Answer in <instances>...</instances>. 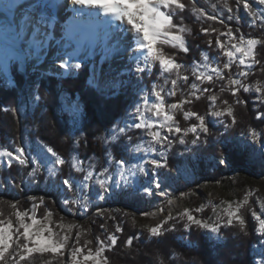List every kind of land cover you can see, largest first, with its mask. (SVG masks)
I'll return each instance as SVG.
<instances>
[{
    "label": "trees",
    "instance_id": "obj_1",
    "mask_svg": "<svg viewBox=\"0 0 264 264\" xmlns=\"http://www.w3.org/2000/svg\"><path fill=\"white\" fill-rule=\"evenodd\" d=\"M248 2L255 10L253 1ZM181 3L185 4V10L174 18V23L185 28L181 35L188 51L185 53L166 44L158 47L172 56L177 63L185 66L179 71L189 79L187 82L178 81L179 87L174 96L162 93L164 106L168 108V104L178 103L182 97H189L192 91L189 85L195 82L199 88H208L211 91L200 93L199 99L195 96L189 97L191 103H185L183 111L204 115L209 122L207 113L212 102L207 97L216 94L219 97L217 105L223 104L224 101L232 104L236 123H232V118L227 127H215L209 122L211 134L203 136L196 145H193L189 138H185V144H180L175 136L166 154V168L169 173H173L186 158L188 164L195 163L198 174H205L213 181H221L223 178L221 159L227 161L233 168L244 169L248 153L252 149L246 141L250 140L253 146H258L264 141V105L255 103L253 96L242 89L237 92V97L245 103L236 104L235 98L227 88L223 92L220 90V86L226 84V81L216 80L214 84L208 82L201 84L195 80L191 66L193 62L202 64L204 54L222 68L227 57L216 47L215 40L220 32H227L225 24L234 30L236 37L234 42L239 43L241 35L246 39L264 41V23L258 14L254 18L244 9L243 0L239 4L237 0H181ZM194 8L202 9L217 19L208 20L198 11H194ZM228 8L232 11L229 12ZM202 29L216 31L204 33ZM173 33L175 34V30ZM220 39L222 42L229 40L227 36H220ZM209 40L213 42L211 47L208 44ZM254 52L260 63L254 64L248 70L250 75L247 78H236L251 86L257 82L264 85V72H261V68H264V44L256 45ZM237 65L238 62L234 60L232 68L224 70L223 74L227 76L230 71L235 75L239 71ZM91 67L92 59H88L81 63L79 69H74V75L71 77L59 78L41 73L40 76L29 75L26 78L19 69L18 60L11 62L12 82L7 83L0 79V149L15 153V149L21 147L33 153L39 147L43 149L50 147L66 161L76 157L83 162L85 168L94 165V171L106 166L109 154L115 159L132 158V152L126 151L124 145L137 144L142 137V131H129L119 141L111 140L105 143V140L109 139L110 130L127 118L128 113L138 103L141 89L148 93L151 92L153 85L166 90L171 89L170 81L176 78V71L162 72L159 64L155 63L151 71L138 75L137 83H131L129 81L131 76L126 74L117 88L101 93L89 85V80L93 77ZM33 82L34 93L39 97L36 106L31 108V105L26 103L22 107L20 101L27 99V84ZM64 95L69 96L68 100L69 98L78 100L80 106L78 114L64 108L62 101ZM183 111H172L181 128L198 123L195 116L185 120ZM250 129L261 134L259 142H253L252 137L248 135ZM127 136L132 137L131 142ZM105 149L108 150L107 153ZM32 166V162L24 166L17 162L0 164V201L19 202L18 208L24 211L32 208L33 201L26 199L25 187ZM110 170L116 171L114 166ZM66 178L81 181L83 173L65 164L58 166V172L53 180H47L44 167H40L34 183L29 187L31 197L44 198V203L36 210L38 220H43L45 209L53 213L51 217L53 220H60L67 215L72 216L71 213H66L67 209L72 214L75 212L76 218H80L76 215L75 205L63 204L64 199L76 197L71 192H66L69 195L66 198L60 193L58 187ZM181 187L188 189L189 186L181 183ZM12 211L8 203H0V212H3L4 216H10ZM245 215L244 230L222 231V239L219 242L210 239L200 229L184 230L182 229L184 227L173 229L172 223L163 226L164 229L170 230L163 231L159 237H151L146 230L137 227L126 216H119L111 210L105 212L102 218L81 219L86 225L89 224V233L93 236L104 239L107 234H115L117 237L116 245L105 255L109 264H256L255 260L260 253L256 254L254 245L261 237H257L256 222L251 220L249 215ZM11 218L15 219L14 216ZM101 224L104 225L103 229L100 227ZM117 226L121 228L120 232H116ZM129 238H132L131 246L126 244ZM46 261H50L47 255L35 254L30 258L31 264H46ZM51 264L56 263L51 261Z\"/></svg>",
    "mask_w": 264,
    "mask_h": 264
},
{
    "label": "snow or ice",
    "instance_id": "obj_2",
    "mask_svg": "<svg viewBox=\"0 0 264 264\" xmlns=\"http://www.w3.org/2000/svg\"><path fill=\"white\" fill-rule=\"evenodd\" d=\"M241 0H237L239 4ZM257 5H264V0H255ZM185 4L181 0H0V64L6 70L11 62L17 60L23 62L26 58H31L39 54L41 51L47 52L51 47L53 41L56 44V57L61 62L59 68L65 71L70 69H79L81 63H72L77 59L81 52L85 51L87 45V53L91 55L94 51L98 40H102V47L104 57L107 58L113 51H120L123 46V51L129 56V59L136 61V71L143 73L151 71L153 65L158 63L162 72L176 71V78L171 79V89H164L161 86L153 85L151 89V96H155V101H152L149 96H142V103H137L132 115V123H125L124 126H114L110 139L119 141L122 136H126L128 131L132 128L141 130L150 139L147 141V148L142 144H128L124 148L128 152H148L157 151L154 145H159L160 148L171 146L172 139L170 137L176 136L180 144H185L184 139L189 133H192L194 139L192 143H196L201 139V133L204 136L211 134L209 122L206 121L204 115H199L190 111H183L185 103H191L189 97L195 96L200 98V93L210 92L208 88H199L193 82L189 85L192 90L189 97H182L178 103L168 104L167 107L171 110H181L185 120L189 117L195 116L198 123L192 124L188 127L181 128L170 112L164 109V95L162 93L174 96L178 90V81H188L189 77L182 74L179 70L185 66L177 63L176 60L164 52L158 45H171L173 48H178L180 51L187 52L188 48L185 46V41L181 35L185 31L182 25L174 23V18L185 10ZM244 9L254 18L257 13L250 5L248 0H243ZM59 11H68L71 13L70 18L63 25L59 24L57 15ZM201 16H205L208 20H216L217 17L206 14L202 9L194 8ZM231 12L232 9L228 8ZM183 17H181V20ZM231 19V16L229 17ZM261 22L264 23V14H261ZM239 20V17H237ZM223 23V21H220ZM227 32H220L215 40L216 47L222 51L223 56L227 57V61L223 63L222 68L215 62L210 61L207 55L202 54V64L193 62L191 71L195 80L200 81L201 84L208 82L214 84L216 80L226 81V84L220 86L221 92L227 88L231 95L235 98L236 104H244L245 101L237 97V92L241 89L244 92L252 90V86L245 84L241 79L236 77L247 78L253 64H259L260 61L255 56V46L264 44V41L248 38L243 35L239 37V43L234 42V30L227 24L224 25ZM175 30V34L173 33ZM215 29H202L204 33L215 32ZM220 36H227L228 42H222ZM58 37V38H57ZM116 38V43L111 44L110 41ZM212 41L208 44L211 47ZM230 43V48L228 47ZM26 46V47H25ZM234 49L235 51H232ZM23 52V55H21ZM239 53V57L236 56ZM250 57V63L246 62L245 58ZM238 59L237 67L239 71L234 75L229 71L225 76L224 70L232 68L234 60ZM141 61L144 67L140 66ZM243 66V68H240ZM207 69V71L202 70ZM95 68L93 69V77L89 80V85L97 91L103 93L106 87L115 88V77L111 83L102 82V79H97L95 75ZM264 72V68H261ZM167 82V81H166ZM255 91L258 94H264V85L257 82ZM211 102L207 115L220 119L227 115L232 118V123H236L234 116V108L228 101H224L225 107H218L216 102L219 97L216 94H210L207 97ZM261 103H264V95H258ZM39 99V97H36ZM70 110L74 114H78L80 110L78 100H67ZM154 110V111H153ZM151 111L153 116L159 118L163 116V121L156 123L149 120L145 116V112ZM259 118V117H258ZM227 127V125H225ZM160 129H164L167 135H162ZM248 135L253 139V142L261 140V134L254 129H250ZM129 142L132 141L131 136H127ZM108 143V140H105ZM46 152L54 159L49 160L45 157L40 160L41 165L51 164V172H55L58 166L69 164L77 172L83 173V179L77 183L76 181L66 178L62 184L69 192L77 194L85 193L90 186L95 189L99 188L97 196L103 200L106 195L112 194L113 188L126 187L130 183V178L134 177L137 171L144 173L146 170L139 164L130 163L129 158L121 157L115 159L110 154L108 155L106 166L99 171H94V165H89L88 168L83 166V162L73 157L71 161H66L61 158L52 148H46ZM107 153L108 150L105 149ZM15 153L0 149V157L9 159V164L12 160L17 161L24 166L30 162L25 156V151L21 147L15 149ZM40 159L39 157L37 158ZM221 163L225 161L221 159ZM148 164L153 165L154 168H162L165 165L155 159L147 161ZM115 167L116 171L110 169ZM37 169L33 168L32 172L28 173L34 176ZM111 180V183L109 181ZM156 188L160 185L155 184ZM145 191L151 195V191L145 188ZM162 195L163 193H157ZM253 195L251 191L246 192L243 198L239 201H233L225 208L221 219H224L226 226H233L238 224L241 230L245 228V218L241 212L245 206L249 205V199ZM33 201L32 208L24 211L18 208V203H11L7 201H0V203H8L13 210L10 216H4L0 212V264H31L30 257L33 254H51L56 264H109L108 258L104 255L117 243L115 234H109L104 239L99 236L95 237L94 247H89L93 244L92 240H85L81 244V230L76 225L63 224V217L61 223L58 225L61 229H65L62 234L56 232L49 227L52 223L51 217L53 213L45 209L43 220L36 218V210L44 203L43 197H28ZM38 201V202H37ZM66 205L79 204L78 199H68L63 201ZM169 204L172 201H168ZM261 212L258 214L251 211L252 218L257 222L256 231L264 235V199L258 200ZM234 205V206H233ZM87 210V202L83 205ZM107 209H101L98 215L102 214ZM200 212L202 209L197 208L193 210ZM31 213V214H29ZM15 217V220L11 218ZM187 218L188 224L185 225L187 229L190 225H195L200 229H206L209 232L217 233L220 230L219 219L214 222H209L193 215L189 210H184L181 213V219ZM168 219H172L171 216ZM168 219H165L162 224L147 229L148 235L151 237H159L164 229L163 225L167 224ZM30 221V223L28 222ZM100 227L103 229L104 225ZM76 228L75 237L72 236V230ZM121 228L116 227V232H120ZM128 246L132 244V238L126 241ZM46 264H51V261H46Z\"/></svg>",
    "mask_w": 264,
    "mask_h": 264
},
{
    "label": "rangeland",
    "instance_id": "obj_3",
    "mask_svg": "<svg viewBox=\"0 0 264 264\" xmlns=\"http://www.w3.org/2000/svg\"><path fill=\"white\" fill-rule=\"evenodd\" d=\"M252 1L255 6V11L261 17V14H264V5H257L255 3V0ZM63 12H65L64 17L67 18L65 15L68 11ZM53 43V47L56 49V44L55 42ZM122 49L123 47L121 46L120 51ZM232 51L235 50L232 49ZM49 54L50 51L48 49L47 52L41 51L39 54L34 55L31 58H26L23 62L18 60L20 71L24 73L26 78L29 75L40 76L41 73L54 75L59 78L68 76L71 77L74 75V69H70L64 72L59 71V69L55 70V68L59 67L61 61L57 59L56 52L52 53L50 56ZM104 55L105 54L103 52L102 43H96L94 51L91 55H88L86 45L85 51L81 52L80 56L71 62L82 63L88 59H92L91 68L92 72L95 68V75L97 79H102V82L111 83L113 77H115V83L117 85L115 88L119 86L121 80L126 74L131 76V78L129 79L131 83H137L138 75L140 74V72L136 71V61L134 59L128 58L126 60L125 55H117L116 51H113L107 58H103ZM239 55V53H236L237 57H239ZM245 60L246 62L250 63L251 58L246 57ZM236 61L239 64L238 59H236ZM140 66L144 67L142 61L140 63ZM253 66L254 64L251 66V68ZM9 67H11V63H9ZM240 67L243 68V66ZM0 79H3L7 83H11L12 78L10 69L6 74L0 73ZM33 86L34 82L27 84V99L21 100L20 106L24 107L26 103L31 105V108H34L36 106L37 99L33 90ZM255 87L256 85H252V90L249 91V93L253 96L255 103L264 105V103H261L260 99L257 98L258 95L264 94H258L255 91ZM111 89L114 88L106 87L104 91H109ZM150 93L151 92L148 93L146 90L141 89L139 92L138 102L142 103V96H149L152 101H155V96H151ZM68 97V95H64L62 101H64V108L68 111H71L69 105L67 104ZM217 106L221 108L225 107L224 103ZM134 108H132L128 113L127 118L117 125L124 126L126 122L132 123L133 121L131 114L133 113ZM164 109L166 112H170L172 114L173 110L168 109L165 106ZM145 116L149 120L155 121L156 123H160L163 121V116L157 118L153 116L151 111L145 112ZM209 122L215 127H225V125H229L228 123L231 122V117L225 115L224 117L217 119L213 116H209ZM113 128L110 130L108 141H111L110 137ZM133 130L139 129L132 128L129 131ZM160 131L162 135H167L166 130L160 129ZM203 136L204 134L201 133V139ZM174 137L175 135L170 138L173 139ZM185 138L193 140L194 136L192 133H189L184 137V139ZM149 139L150 138L142 132V137L140 138V141L138 143L147 148V141ZM196 143H198V141ZM196 143L192 144L196 145ZM246 143H248V146L252 147L251 151L248 153V160L245 166L246 168H233L227 161H225L224 163H220V167L223 172V178L221 181H213L207 178L205 174H198V168L195 163L188 164L186 158L184 159L182 165L179 166V168H177L173 173H169L168 168H166V154L169 146L166 148H160L159 145H154V147L158 149L157 151L138 153L132 152L130 163L139 164L143 166L146 171L144 173L137 171L136 175L130 178V183L128 186L113 188L112 194L106 195V198L103 200L99 199L96 194L97 192H99L98 186H96L95 189L90 186L89 189L85 190L86 196L85 193L77 194L71 192L76 195L75 199L79 200V204L75 206L77 209L76 215H79L80 218H76L74 216L75 212L72 214V212H69V209H67L66 213H71L72 216H64L62 222L65 226L70 224L78 226L81 230V244H83L85 240H92L93 244L89 245V247H94L95 237L97 236H93L89 233V224L86 225V222L82 221V219L84 220L89 218H102L105 212L111 210L113 213H116L119 216H126V218L131 220L133 224L146 231L150 227H155L159 224H162V222L165 219H168L169 216H171L172 219H168L167 223H172L173 229L177 230V227H184L182 228L184 230H190L191 228L194 230L200 229L195 225H190L187 229L185 228V225L188 224V221L186 217L181 219V213L184 210H189L193 215L209 222H214L219 219L220 230L217 233L209 232L206 229H200L204 234H207L210 239L219 242L222 239V231H241V228L238 224L234 223L233 226H226L224 219H221L224 214L223 210L227 208L229 203L241 200L246 192L251 191L253 193V195L249 199V205L251 206V209H249L248 206H245L243 209H241V212L243 216H246L245 214L249 215L251 220H253L254 222L256 221L252 218L251 211H255L258 214H260L261 212L260 206L257 201L264 199V141H261L258 146H253L250 140H247ZM24 151L25 156L29 161H35L32 162V170L33 168L37 169L34 176L28 175L26 178V181H28L25 184L27 190L26 199L29 200V187L34 183L36 174L38 173L40 167H44L47 180H53L55 178L56 173L58 172V167L53 173L50 171L52 167L51 164H40V160H43L45 157H47L49 160L54 159L50 156V154L46 152V149H43L42 147L34 150L33 153L26 150ZM38 157L40 158L39 160L37 159ZM151 159H155L165 166L162 168H154L153 165L147 163V161ZM11 162L17 161L12 160ZM0 164L8 165L9 159L6 157H0ZM32 170L30 172H32ZM76 182L79 183L80 181ZM109 183H111V180L109 181ZM157 183L160 185V188L155 187V184ZM181 183H183V185H188V189L182 188ZM52 188L54 189V187ZM145 188L149 189L152 194L149 195L148 192L145 191ZM58 189L65 198L69 196L66 193L69 191L63 186V184H61ZM157 193L163 194L160 195ZM168 201H172V203L169 204ZM85 202H87V210H85L82 206ZM197 208L202 209V211H193ZM101 209H107V211H104L102 214L98 215L97 213H99ZM262 219H264V216H262ZM28 222L30 223V221ZM60 223L61 219H52V223L49 224V227L53 228L54 231L60 232L62 234L67 229L66 227L65 229H61L60 227H58ZM76 231L77 229L73 228V238L75 237ZM256 234L257 237L259 236L261 237V239L257 242L256 245H254L256 254L258 255L260 253L258 258H256L255 263L261 264L264 262V235L259 232H257ZM106 252L108 253L109 251ZM106 252L104 255L107 254ZM34 255L35 254H33V256ZM44 255H47L50 261L55 262V260L52 259L51 254L45 253L42 256ZM22 264H24V262H22Z\"/></svg>",
    "mask_w": 264,
    "mask_h": 264
},
{
    "label": "bare ground",
    "instance_id": "obj_4",
    "mask_svg": "<svg viewBox=\"0 0 264 264\" xmlns=\"http://www.w3.org/2000/svg\"><path fill=\"white\" fill-rule=\"evenodd\" d=\"M64 14H65V12H63V11H59V12H58V15H57V19H58V21H59V24H61V25H63L64 23H66L67 20H68V19L70 18V16H71L70 12H67V13H66L65 16H66L67 18L64 17ZM57 38H58V37H57ZM53 42H55V41H53ZM53 42H52V44H51V47L49 48V51H50L49 56H50L52 53L56 52V49L53 47V44H54ZM99 43H102V40H98L97 44H99ZM110 43H111V44H115V43H116V38L114 37L113 40L110 41ZM122 47H123V46H122ZM21 54L23 55V52H21ZM116 54H117V55H121V54L125 55L126 60L129 58L128 54H127L126 52H124L123 49H122L121 51H116ZM59 62H60V61H59ZM51 67H52V66H51ZM9 69H10L9 64H8L6 70L3 68L2 64H0V73H3V74L5 73V74H6V73L9 72ZM57 69H59V71H62V72L65 71V70H63V69H60L59 67L55 68V70H57Z\"/></svg>",
    "mask_w": 264,
    "mask_h": 264
}]
</instances>
